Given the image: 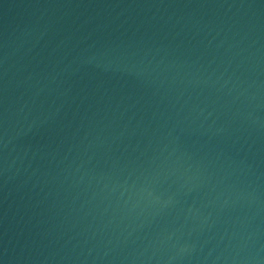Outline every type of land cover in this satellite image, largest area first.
<instances>
[{"label": "water", "instance_id": "95a60500", "mask_svg": "<svg viewBox=\"0 0 264 264\" xmlns=\"http://www.w3.org/2000/svg\"><path fill=\"white\" fill-rule=\"evenodd\" d=\"M0 264H264V0H0Z\"/></svg>", "mask_w": 264, "mask_h": 264}]
</instances>
